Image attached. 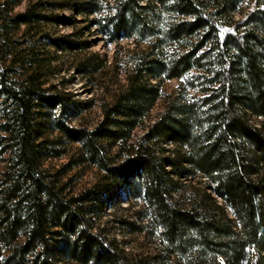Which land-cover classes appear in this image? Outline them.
Returning a JSON list of instances; mask_svg holds the SVG:
<instances>
[{"label": "trees", "instance_id": "obj_1", "mask_svg": "<svg viewBox=\"0 0 264 264\" xmlns=\"http://www.w3.org/2000/svg\"><path fill=\"white\" fill-rule=\"evenodd\" d=\"M77 17L110 41L143 44L92 129L69 121L89 105L49 85L43 46L86 49L46 32ZM167 80L180 82L174 94L162 91ZM51 129L78 146L75 166L97 168L91 187L71 193L65 171L44 168L66 153ZM124 200L137 220L118 222L157 236L160 253L129 257L97 223ZM0 259L264 264V0H0Z\"/></svg>", "mask_w": 264, "mask_h": 264}, {"label": "rangeland", "instance_id": "obj_2", "mask_svg": "<svg viewBox=\"0 0 264 264\" xmlns=\"http://www.w3.org/2000/svg\"><path fill=\"white\" fill-rule=\"evenodd\" d=\"M26 4V1H23L17 6V10H24ZM59 13L65 17L73 16L71 10L59 11ZM76 21L73 26L69 24L50 25L46 28V32L55 36L66 35L73 41H86L89 43L86 49L79 52H59L47 42L43 46H45L49 57L50 71L54 72L53 75H51L52 72H49V85H57L65 92L70 93L76 101L89 105L80 107L78 117L69 121L74 126L92 129L103 118L104 105L110 103L114 96L126 87L127 75L132 70L131 56L137 49H142L143 44L137 45L132 39L110 41L109 36L99 34L96 26L87 29V23L83 22L82 18L77 17ZM91 62H94V65H99L97 66L98 70L92 67L89 72H86L82 69L85 63L90 65ZM80 68L81 70H79ZM179 83L178 80L164 81L161 85L162 91L165 94H174ZM162 110L163 102L160 101L150 113L147 121L151 122ZM137 133L140 136L143 130L140 129ZM46 137L57 142L58 144L54 143L57 144V148L65 149V144L62 141L59 142L60 136L57 130H48ZM65 147L66 153L61 157L48 158L44 168L50 173L65 171L62 182L69 185V192L79 193L97 182L101 174L94 167L75 166L74 160L78 157V146L68 145ZM168 147L173 148V145H168ZM122 206L123 210L108 207L106 214L97 222L100 227L106 229L110 238L115 237L121 242L129 257H150L160 253L162 247L157 236L148 230L147 232H132L118 222L120 218L137 220L134 213L139 209L138 206L131 205V202H126V200L123 201ZM228 212L234 218L230 209ZM0 264H3L1 259Z\"/></svg>", "mask_w": 264, "mask_h": 264}]
</instances>
